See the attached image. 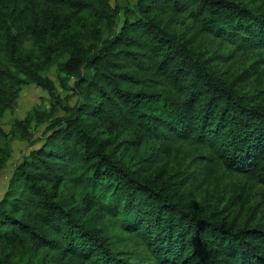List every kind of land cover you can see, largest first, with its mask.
<instances>
[{
    "label": "trees",
    "instance_id": "obj_1",
    "mask_svg": "<svg viewBox=\"0 0 264 264\" xmlns=\"http://www.w3.org/2000/svg\"><path fill=\"white\" fill-rule=\"evenodd\" d=\"M256 1L0 0V119L23 86L55 102L0 198V264H264Z\"/></svg>",
    "mask_w": 264,
    "mask_h": 264
},
{
    "label": "rangeland",
    "instance_id": "obj_2",
    "mask_svg": "<svg viewBox=\"0 0 264 264\" xmlns=\"http://www.w3.org/2000/svg\"><path fill=\"white\" fill-rule=\"evenodd\" d=\"M259 2V0L256 1L257 4ZM211 48L210 51L213 52V45H211ZM248 57L253 61H257L258 59L257 53L255 52L248 54ZM220 66L221 65H219V67ZM57 69L58 68L56 66H52L45 74L54 84L56 98L61 100L63 105L72 106L76 100L70 91L72 81H69L67 86H64V82L62 81L63 75H61ZM259 70L258 78L260 77V80H258V84H260L261 87H264V65H262ZM235 73H238V71ZM53 100L54 99H52L46 91L38 88L37 86H23L11 108L6 110L1 117L0 131L2 134H0V143H6L10 147L11 158L5 169L0 173V198L6 190L14 165L22 157L27 155L29 149L31 148L30 144L34 141H38V139H40L45 133L46 128L49 125L48 118L53 115L52 102L55 103ZM60 115H63L62 107L58 108L54 117H58ZM16 122H22L25 125L27 132H22L21 128L16 126ZM37 145L38 144H36V146ZM186 165L187 164H184L182 168L184 169ZM193 168H196L198 175L199 173L201 174L204 172L203 163H193L190 164V168L186 171V173L188 174ZM208 181L213 182V179L210 178L207 180V184ZM205 187L206 186H203L194 191V198L200 200L203 196L202 189ZM247 190L251 196L250 204L252 206H258L262 201L259 186L248 183ZM32 257L33 256H31V260H35Z\"/></svg>",
    "mask_w": 264,
    "mask_h": 264
}]
</instances>
